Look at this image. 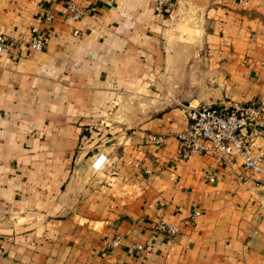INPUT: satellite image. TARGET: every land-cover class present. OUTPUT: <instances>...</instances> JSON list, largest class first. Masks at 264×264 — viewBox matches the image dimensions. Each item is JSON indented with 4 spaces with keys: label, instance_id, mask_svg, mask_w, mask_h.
I'll list each match as a JSON object with an SVG mask.
<instances>
[{
    "label": "crops",
    "instance_id": "crops-1",
    "mask_svg": "<svg viewBox=\"0 0 264 264\" xmlns=\"http://www.w3.org/2000/svg\"><path fill=\"white\" fill-rule=\"evenodd\" d=\"M71 1L96 11L72 20ZM175 2L0 0V264H264V163L175 159L188 117L157 98ZM200 40L186 105L264 98V0H210ZM248 133L264 151V123Z\"/></svg>",
    "mask_w": 264,
    "mask_h": 264
},
{
    "label": "built area",
    "instance_id": "built-area-1",
    "mask_svg": "<svg viewBox=\"0 0 264 264\" xmlns=\"http://www.w3.org/2000/svg\"><path fill=\"white\" fill-rule=\"evenodd\" d=\"M90 2L92 0H85ZM171 0H159L161 5L168 4ZM244 5L249 4V0H239ZM96 6L79 4L71 1L67 6L68 16L72 20H79L88 14H94ZM53 13L48 12L44 20L51 22ZM31 46L39 51L45 48V38L37 28L33 29ZM78 34V31H74ZM12 41L5 34L0 33V52H10ZM184 108L188 121L187 126L178 134V150L175 159L187 161L196 154L210 157H237L242 165L250 171L262 172L264 163V151L262 149L254 151L248 138L250 127H256L264 123V98L257 99L251 103H233L228 108H218L213 106L190 107L181 104ZM99 156L94 165L101 167L106 158ZM199 213H196L197 216ZM158 233L167 237H173L180 232V227L168 221L162 220L155 227ZM108 246L116 247L120 244L117 237L106 243ZM134 249L142 251L144 246L135 244Z\"/></svg>",
    "mask_w": 264,
    "mask_h": 264
},
{
    "label": "rangeland",
    "instance_id": "rangeland-1",
    "mask_svg": "<svg viewBox=\"0 0 264 264\" xmlns=\"http://www.w3.org/2000/svg\"><path fill=\"white\" fill-rule=\"evenodd\" d=\"M209 3L210 0H176L175 2L174 17L170 25L171 34L166 41L168 51L171 52L168 55V66L164 71L162 84L158 87L160 88L157 97L160 100L159 107L171 104L182 107L181 104H187L188 97L197 93L200 72L198 64L193 67V60L198 58L197 51L201 47L200 33L204 25V11ZM147 97L143 98L145 109L151 105L150 96ZM132 101L134 102L133 99ZM133 102L128 101V104ZM121 108L116 107L114 112L117 121L113 123L124 125Z\"/></svg>",
    "mask_w": 264,
    "mask_h": 264
}]
</instances>
